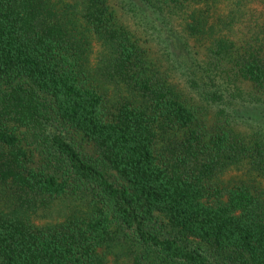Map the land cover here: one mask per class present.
<instances>
[{
    "label": "trees",
    "instance_id": "1",
    "mask_svg": "<svg viewBox=\"0 0 264 264\" xmlns=\"http://www.w3.org/2000/svg\"><path fill=\"white\" fill-rule=\"evenodd\" d=\"M139 1L201 57L112 0H0V264H264V33Z\"/></svg>",
    "mask_w": 264,
    "mask_h": 264
},
{
    "label": "rangeland",
    "instance_id": "2",
    "mask_svg": "<svg viewBox=\"0 0 264 264\" xmlns=\"http://www.w3.org/2000/svg\"><path fill=\"white\" fill-rule=\"evenodd\" d=\"M115 6L124 12L125 19L134 25V27L148 39V43L151 44L152 50H164L167 49L171 55L179 60L184 66H190L189 57H194V53L197 52V41L195 37H188L183 41V37L186 36L185 24L178 15H162L158 14L156 17L153 10H149L139 0H131L135 4H129L128 1L121 2L120 0H112ZM233 0H228L223 3L221 9L222 13L225 12L227 6H231L230 9L236 14V23L239 27L240 37H249L253 34L258 35L259 38L263 37L264 33V0H243L242 6H237L232 3ZM120 3V4H119ZM137 4V5H136ZM148 15L150 22L145 23L140 21V17ZM241 39V38H240ZM248 39V38H242ZM203 52L205 49L202 50ZM195 56L201 57L200 53H196ZM174 59V60H175ZM179 64V62H177ZM181 80L180 86L187 88V84L183 77H179ZM239 115L245 114L243 108L239 110ZM252 113L251 115H253ZM256 116V120L264 125L263 115ZM261 116V117H260Z\"/></svg>",
    "mask_w": 264,
    "mask_h": 264
}]
</instances>
